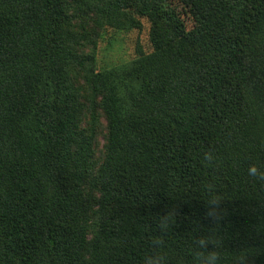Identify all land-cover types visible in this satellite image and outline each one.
<instances>
[{
  "label": "trees",
  "instance_id": "16d2710c",
  "mask_svg": "<svg viewBox=\"0 0 264 264\" xmlns=\"http://www.w3.org/2000/svg\"><path fill=\"white\" fill-rule=\"evenodd\" d=\"M143 18L152 50L96 70L83 41ZM252 163L264 167V0H0V264H141L157 236L168 264H190L195 239L216 234L222 264L241 251L264 264Z\"/></svg>",
  "mask_w": 264,
  "mask_h": 264
},
{
  "label": "rangeland",
  "instance_id": "374dc122",
  "mask_svg": "<svg viewBox=\"0 0 264 264\" xmlns=\"http://www.w3.org/2000/svg\"><path fill=\"white\" fill-rule=\"evenodd\" d=\"M180 10L183 16L187 20L191 27L194 23L188 15H185L182 6ZM189 27V28H190ZM94 40H84L85 44L82 47V51L85 53L95 52L96 62L94 68L96 70H105L126 64L133 60L140 51L149 52L152 50V44L150 42V30L151 22L147 18L142 19V27L132 29H116L111 27L95 28ZM94 41L97 43L96 48L93 50ZM76 78L81 77V74H76ZM74 76V77H75ZM82 82V81H81ZM87 89V88H86ZM82 97L86 98L87 105L93 93L87 89L81 91ZM81 97V98H82ZM98 124H97V135H96V159L98 163H102L106 154V141L108 135L107 120L104 114L98 111ZM82 124L84 129L87 131L91 128L92 117L90 116V110L82 112Z\"/></svg>",
  "mask_w": 264,
  "mask_h": 264
},
{
  "label": "clouds",
  "instance_id": "9594fccd",
  "mask_svg": "<svg viewBox=\"0 0 264 264\" xmlns=\"http://www.w3.org/2000/svg\"><path fill=\"white\" fill-rule=\"evenodd\" d=\"M203 163L206 167L215 166L216 159L211 151H207L203 155ZM249 177L256 181H259L264 185V167L252 163L249 164L247 169ZM205 192L207 194L206 202V216L212 219V221L219 225L223 219V210L221 209V203L224 200L215 191V186L212 184L205 185ZM177 212L175 209L168 211L164 215H159V218L155 221V227L158 233L165 234L176 223ZM164 240L157 236L151 240L150 252L147 253L141 264H168V256L163 252ZM224 248V240L219 235H201L195 239L194 247L191 250L190 264H222V252ZM233 264H249V257L246 254H242V251L235 254L233 257Z\"/></svg>",
  "mask_w": 264,
  "mask_h": 264
}]
</instances>
